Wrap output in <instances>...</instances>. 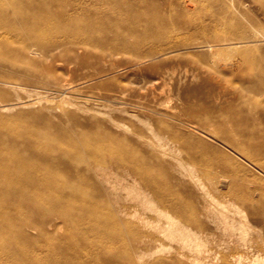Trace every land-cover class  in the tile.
Here are the masks:
<instances>
[{
	"label": "rangeland",
	"instance_id": "rangeland-1",
	"mask_svg": "<svg viewBox=\"0 0 264 264\" xmlns=\"http://www.w3.org/2000/svg\"><path fill=\"white\" fill-rule=\"evenodd\" d=\"M68 1L22 0L17 4L0 0L4 5L0 26H65L61 5ZM82 1L77 10L68 9L78 18L73 33H81L86 20H96L101 26L115 20L129 22L158 6L166 8L168 2ZM216 1L203 0L200 7L179 10L186 18L210 25L215 15V38L220 40L224 58L217 66L221 75L208 74L210 69L203 63L215 58L205 48L197 49L189 61L159 57L162 66L157 69L146 63L140 69L126 65L129 55L70 64L66 77L73 86L71 93L17 78L12 84L0 83V143L24 146L30 133L41 134L59 156L56 163L42 162L53 177V188L46 194L57 199L24 205L15 201L11 207L22 205L23 212L40 226L44 219L39 206L65 211L74 218L62 222L56 215L45 223L43 232L32 229L34 239L20 248L28 257L22 260L24 264H35L30 260L33 257L70 258L74 248L79 249L74 259L84 261L96 255L91 264H264V97L244 103L246 97L235 87L264 89V0H223V5ZM113 64L122 66L103 71ZM171 66L174 74L165 76L162 84L175 99L183 97L179 106L200 114L220 111L225 116L222 121L216 117L211 126L184 127L179 125L176 114L180 111L174 100L159 105L164 96L156 92L144 88L119 91L137 79L155 78ZM231 115L244 119L246 131H261L262 137L247 140L251 158L240 157L225 138L237 129L227 120ZM132 157H148L153 162L137 175L112 169L116 160ZM67 160L71 163L65 164ZM206 174L223 182V199L213 198L209 205L199 194H210L203 182ZM54 222L61 226L55 227ZM95 222L108 223L100 237L114 235L111 248L127 253L121 260L107 263L95 246H86L78 238ZM5 237L0 234V239ZM4 255L11 257L0 248V256Z\"/></svg>",
	"mask_w": 264,
	"mask_h": 264
},
{
	"label": "bare ground",
	"instance_id": "bare-ground-1",
	"mask_svg": "<svg viewBox=\"0 0 264 264\" xmlns=\"http://www.w3.org/2000/svg\"><path fill=\"white\" fill-rule=\"evenodd\" d=\"M12 1L17 4L24 3L22 0ZM94 1L99 3L100 0ZM216 2L220 5L225 3L223 0H217ZM261 2L264 3V1ZM82 3V0H69L61 5L63 12L66 14L65 26H0V83L12 84L14 83L12 79L17 78L41 84V87L55 89L62 93H71L73 86L69 82L70 79L68 80L66 77L67 71L71 70L70 64L87 63L92 58L111 61L120 55H129L130 59L126 62V65L139 67L140 69L146 63L149 67L157 69L162 66V63L157 60L159 57L172 56L174 60L176 59L175 61L177 59H181V62L189 61L197 55L200 49L205 48L215 58L209 63H203L205 67L210 69V71H207L208 74H222V70L217 67L218 61H223L224 58L220 52L222 49L221 44L218 43L220 40L215 38L218 32L217 28L214 27L215 24H218V20L214 18L215 15H213L212 25H210L196 18H186L183 11L179 10V8L200 7L203 5V0H168L166 8L158 6L149 14L144 16L135 15L130 18L129 22L115 20L109 26H101L100 23L97 24L96 20L91 23L86 20L82 25L83 31L73 33L72 30L77 25L78 18L74 12H69L68 9L77 10ZM3 7V4L0 5V10H3ZM64 53L68 57H65ZM119 66H122V64H113L108 70L103 71L112 72ZM60 68H62L61 71ZM170 69L155 78L149 79L148 77V79H145L146 77H143L144 80L132 81L119 91L122 94L136 92L144 88L148 92H156L154 94H157V96H164L163 99L159 98L160 101L157 102L159 105H167L169 100H174L175 109L180 111L176 114L179 125L184 127L200 129V126H211L214 121L213 118L217 117L218 122L225 118L222 112L217 110L214 113L200 114L196 110H187L180 107L179 99L182 101L184 100L183 97L175 99L171 95L172 91L170 92L169 88L166 89L165 84H162V79L165 76L174 74L172 72L175 67L171 66ZM224 81L228 84L231 83L228 80ZM220 82L223 83V80H220ZM235 87L238 94L244 95V98L246 97L244 103L258 102L264 97L263 88L254 90L240 85ZM157 90L159 91L157 92ZM46 94L44 93L45 96ZM64 99L66 101V97ZM5 105L7 104H3V106ZM227 120L237 127L235 133L225 135L227 142L237 149L235 151L241 155L240 157L251 158L252 151L251 148L248 149L246 146L247 140L262 137L261 131L258 129L252 132L246 131L243 128L245 121L239 116L231 115ZM177 139L179 143L182 142L181 138ZM141 141L143 140L141 139ZM23 145L0 143V234L6 235L5 239H0V248L6 249L7 254L11 256H0V264H24L22 260L28 259V257H25L26 254H22L20 248L25 242L30 243L34 239L31 233L32 229L43 232L45 223L56 215L62 218V222L70 220L72 222L74 220L65 211L39 206V209H42L41 215L44 219V225L40 226L23 212L22 205L11 207L15 201H20L24 205L25 202L37 203L57 199L46 194L53 188V177L46 172L43 167L45 164L42 163L43 160L50 163L58 162L59 156L56 148L50 146V142L45 136L31 133L24 139ZM249 147H251L250 144ZM169 160L173 162V158ZM152 162L153 160L148 157H132V159L116 160V164L112 166L114 168H111L129 171L133 175H137L142 169L146 170ZM64 163L69 164L71 161L67 160ZM156 164L160 165L161 161L156 159ZM155 180L154 182H156ZM203 182L210 189V194L199 191L203 203L209 205L213 198L224 196L222 179L206 174L203 176ZM107 224H102V222L90 223L78 234V238L86 246H95L98 254L100 253L107 263H112L121 260L127 253L120 250L115 251L111 248L109 242L113 240V234L100 237L101 229L109 226ZM54 226L60 227L61 225L54 222ZM90 235H95V238L91 239ZM116 236L118 237V235ZM78 251L79 249L74 248L72 251L74 254H71L70 258L52 255L45 260L36 259V257L30 258V260L33 259L31 262L35 264H91L96 259V255L90 259H84V261L72 258L76 256ZM128 257L130 258L129 254Z\"/></svg>",
	"mask_w": 264,
	"mask_h": 264
}]
</instances>
